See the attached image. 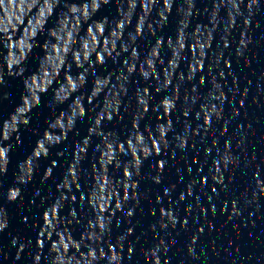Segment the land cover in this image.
<instances>
[{
    "label": "water",
    "instance_id": "water-1",
    "mask_svg": "<svg viewBox=\"0 0 264 264\" xmlns=\"http://www.w3.org/2000/svg\"><path fill=\"white\" fill-rule=\"evenodd\" d=\"M0 264H264V0H0Z\"/></svg>",
    "mask_w": 264,
    "mask_h": 264
}]
</instances>
